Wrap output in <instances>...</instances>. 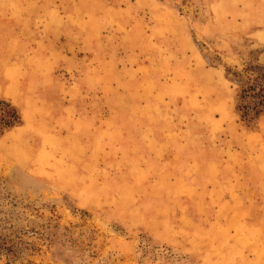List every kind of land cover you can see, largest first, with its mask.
Returning <instances> with one entry per match:
<instances>
[{"label": "rangeland", "instance_id": "1", "mask_svg": "<svg viewBox=\"0 0 264 264\" xmlns=\"http://www.w3.org/2000/svg\"><path fill=\"white\" fill-rule=\"evenodd\" d=\"M49 2L0 19V264H264V113L225 75L264 1Z\"/></svg>", "mask_w": 264, "mask_h": 264}, {"label": "trees", "instance_id": "2", "mask_svg": "<svg viewBox=\"0 0 264 264\" xmlns=\"http://www.w3.org/2000/svg\"><path fill=\"white\" fill-rule=\"evenodd\" d=\"M238 85L235 111L241 121L253 123L264 113V66L247 64L240 71L225 69V75ZM17 109L5 100H0V136L20 124Z\"/></svg>", "mask_w": 264, "mask_h": 264}, {"label": "crops", "instance_id": "3", "mask_svg": "<svg viewBox=\"0 0 264 264\" xmlns=\"http://www.w3.org/2000/svg\"><path fill=\"white\" fill-rule=\"evenodd\" d=\"M50 0H0V19L18 20L25 16H31V20H42L43 24L51 21L52 3ZM222 1V0H215ZM237 1H264V0H237ZM42 8V12H40ZM15 16V17H13ZM22 16V17H20ZM6 18V19H5ZM2 20V19H1ZM247 175V172L245 173Z\"/></svg>", "mask_w": 264, "mask_h": 264}]
</instances>
